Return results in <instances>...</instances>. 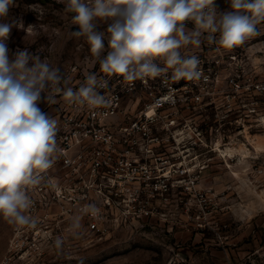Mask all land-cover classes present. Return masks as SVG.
<instances>
[{"label":"rangeland","instance_id":"obj_1","mask_svg":"<svg viewBox=\"0 0 264 264\" xmlns=\"http://www.w3.org/2000/svg\"><path fill=\"white\" fill-rule=\"evenodd\" d=\"M216 4L221 12L229 10L226 0ZM65 5L66 0H15L3 22L23 24L6 41L10 59L27 49L65 77L77 67L72 87L86 73H98L99 63L85 38L71 36L78 26ZM258 27L264 30V23ZM262 42L264 35L231 51L206 41L182 50V56L218 54L225 63L222 78H236L242 90L226 88L230 102L221 97L218 108L197 121L202 130L172 131L164 145L167 137L159 135L162 146L153 164L158 170L169 165L170 184L163 179L148 188L123 184L106 189L104 198L97 193L89 199L43 198L26 213L36 219L35 228L0 216V264H264V94L253 89L264 86ZM54 95L55 104L39 107L58 121L66 99ZM80 187L75 189L85 190ZM152 187L158 189L154 195ZM89 205L100 210L98 218Z\"/></svg>","mask_w":264,"mask_h":264},{"label":"clouds","instance_id":"obj_2","mask_svg":"<svg viewBox=\"0 0 264 264\" xmlns=\"http://www.w3.org/2000/svg\"><path fill=\"white\" fill-rule=\"evenodd\" d=\"M14 2L0 0V216L20 227H36V219L26 214L33 206L27 188L39 185L57 153L63 152L57 144L59 122L41 110V102L55 104L54 94L62 93L70 103L108 107L113 98L98 91L108 86L105 76L123 77L129 87L138 80L147 86L157 77L164 78L166 86L182 79L206 80L199 57L182 56L183 49L199 48L206 41L231 51L264 35L258 27L264 23V0H226L229 10L223 12L216 0H66L64 11L73 13L78 26L71 36L85 38L104 74L86 73L85 82L74 90L60 68L38 54L17 50L10 59L6 41L13 27H23L17 21L3 22ZM104 41L108 48L102 58ZM175 99L170 88L155 104ZM88 208L92 215L99 214L95 205ZM61 244L57 239V247Z\"/></svg>","mask_w":264,"mask_h":264},{"label":"built area","instance_id":"obj_3","mask_svg":"<svg viewBox=\"0 0 264 264\" xmlns=\"http://www.w3.org/2000/svg\"><path fill=\"white\" fill-rule=\"evenodd\" d=\"M197 56L206 80L182 79L179 82L169 81L166 86L164 78L157 77L149 79L147 86L138 80L129 87L123 82V77L105 76L108 86L98 91L113 98L110 106L92 107L62 101L58 112L60 130L57 144L63 152L57 153L56 162L42 174L45 178L39 185L28 186L32 208L36 207L37 200L43 198L89 199L96 193L100 197H108L106 189L123 184L148 188L162 179L170 184L173 180L170 175H165L169 165L158 170L153 164L161 142L163 145L169 142L172 131H200L201 127H196L197 121L202 120L207 111L218 108L221 97L227 96L230 102V96L225 94L226 88L229 87L231 92L242 90L236 78L228 81L222 78L225 63L218 54ZM159 66L164 67L162 64ZM76 74L77 67H74L66 75L70 83ZM167 77L170 80L171 70ZM85 78L74 83V90L85 82ZM170 88L175 102L156 105L155 101L165 96ZM253 89L264 94L261 84L254 85ZM249 91H252L250 86ZM56 94L63 96L62 93ZM160 134L167 137L164 142H160ZM162 157L160 155L159 159ZM76 185L81 186L79 190H85L77 191ZM94 187L95 190L91 191ZM148 191L151 195L155 193L154 187ZM84 209L87 212L86 206ZM99 215L91 213L95 218Z\"/></svg>","mask_w":264,"mask_h":264}]
</instances>
